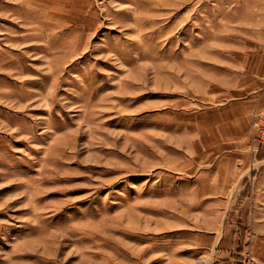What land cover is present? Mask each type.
I'll list each match as a JSON object with an SVG mask.
<instances>
[{
	"label": "rangeland",
	"instance_id": "374dc122",
	"mask_svg": "<svg viewBox=\"0 0 264 264\" xmlns=\"http://www.w3.org/2000/svg\"><path fill=\"white\" fill-rule=\"evenodd\" d=\"M235 4L0 0V264H210L226 223L264 264V187L219 162Z\"/></svg>",
	"mask_w": 264,
	"mask_h": 264
},
{
	"label": "crops",
	"instance_id": "0c3cea01",
	"mask_svg": "<svg viewBox=\"0 0 264 264\" xmlns=\"http://www.w3.org/2000/svg\"><path fill=\"white\" fill-rule=\"evenodd\" d=\"M235 5L236 26L244 34L236 47L235 80H227L226 85L225 107L228 113L225 127L221 124L223 145L219 162L233 167V172L227 173V182H246L248 173L247 180L261 183L259 187L263 188L264 157L253 158L248 147L254 126L264 116V0H236ZM239 194L226 197L230 199ZM244 213L248 212L245 210ZM226 224L220 235V240L223 237L225 242H217V238H213L214 242H192L189 247L201 261L206 260L210 264H250L245 247L234 242L235 228Z\"/></svg>",
	"mask_w": 264,
	"mask_h": 264
},
{
	"label": "built area",
	"instance_id": "2783aa9c",
	"mask_svg": "<svg viewBox=\"0 0 264 264\" xmlns=\"http://www.w3.org/2000/svg\"><path fill=\"white\" fill-rule=\"evenodd\" d=\"M258 134H259V139L261 140V141H264V123L262 124V126L260 127V132H258Z\"/></svg>",
	"mask_w": 264,
	"mask_h": 264
},
{
	"label": "bare ground",
	"instance_id": "6f19581e",
	"mask_svg": "<svg viewBox=\"0 0 264 264\" xmlns=\"http://www.w3.org/2000/svg\"><path fill=\"white\" fill-rule=\"evenodd\" d=\"M145 14V13H144Z\"/></svg>",
	"mask_w": 264,
	"mask_h": 264
}]
</instances>
